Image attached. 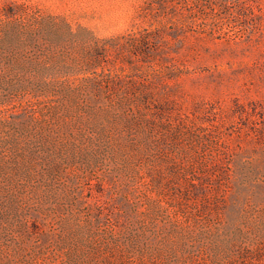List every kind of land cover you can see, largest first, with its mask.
I'll use <instances>...</instances> for the list:
<instances>
[{"label": "rangeland", "instance_id": "rangeland-1", "mask_svg": "<svg viewBox=\"0 0 264 264\" xmlns=\"http://www.w3.org/2000/svg\"><path fill=\"white\" fill-rule=\"evenodd\" d=\"M146 2L0 0V264H264V0Z\"/></svg>", "mask_w": 264, "mask_h": 264}, {"label": "trees", "instance_id": "trees-1", "mask_svg": "<svg viewBox=\"0 0 264 264\" xmlns=\"http://www.w3.org/2000/svg\"><path fill=\"white\" fill-rule=\"evenodd\" d=\"M262 0H147L141 16L149 22L152 29L145 30L137 36L142 45L158 42L165 35L182 38L185 35H195L194 29L202 10L236 9L235 12L248 16V13L257 14L256 9L262 12ZM172 25L170 26L169 25ZM158 47L150 46L149 50Z\"/></svg>", "mask_w": 264, "mask_h": 264}]
</instances>
